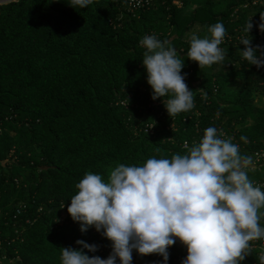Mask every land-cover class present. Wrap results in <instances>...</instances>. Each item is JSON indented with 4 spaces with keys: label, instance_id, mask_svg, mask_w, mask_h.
I'll list each match as a JSON object with an SVG mask.
<instances>
[{
    "label": "trees",
    "instance_id": "16d2710c",
    "mask_svg": "<svg viewBox=\"0 0 264 264\" xmlns=\"http://www.w3.org/2000/svg\"><path fill=\"white\" fill-rule=\"evenodd\" d=\"M193 1L151 0L134 9L129 0H93L85 9L69 0L0 5V264H61L60 248L78 247L77 239L99 245L90 255L107 257L110 242L92 228L82 234L67 214L86 172L107 180L119 164L185 154L209 126L254 161L264 144V106L254 104L256 93L264 97V68L248 66L239 41L251 17V46L264 45L256 28L264 0H204L186 14ZM216 22L226 30L225 60L204 71L182 68L194 107L169 117L150 98L139 41L168 40L183 60L191 34L207 36ZM202 88L206 97L196 91ZM248 176L264 190V160ZM258 257L251 250L241 264ZM137 258L133 252L132 264L161 259Z\"/></svg>",
    "mask_w": 264,
    "mask_h": 264
},
{
    "label": "clouds",
    "instance_id": "9594fccd",
    "mask_svg": "<svg viewBox=\"0 0 264 264\" xmlns=\"http://www.w3.org/2000/svg\"><path fill=\"white\" fill-rule=\"evenodd\" d=\"M92 3L69 0L68 5L85 9ZM259 16L256 28L264 34V13ZM252 28L249 17L239 52L248 66L261 69L264 45L251 46ZM225 31L216 22L207 36L191 34L188 60L199 69L222 63L226 50L219 45ZM139 44L145 49L140 64L150 98H159L169 117L192 110L194 91L181 73L184 60L175 48L155 35H145ZM196 91L206 97L203 88ZM240 139L246 142L247 138ZM253 166L252 157L242 155L231 137L224 138L215 126H209L185 154L150 157L140 165L119 164L107 180L86 172L75 185L67 214L79 223L82 234L92 228L109 241L111 251L106 258L90 255L99 245L77 239L78 247L60 248L61 264H132L133 252L156 255L161 258L159 264H168V250L177 241L186 249L181 264H241L251 253L250 241L264 240V190L249 179ZM258 259L264 264V254Z\"/></svg>",
    "mask_w": 264,
    "mask_h": 264
},
{
    "label": "built area",
    "instance_id": "2783aa9c",
    "mask_svg": "<svg viewBox=\"0 0 264 264\" xmlns=\"http://www.w3.org/2000/svg\"><path fill=\"white\" fill-rule=\"evenodd\" d=\"M149 1L151 0H129L128 2V7L130 9H134V8H137V7H143L145 4H147ZM262 0H254L253 4L257 3V2H261ZM259 37L261 38L262 35L261 33H259ZM122 106H125V103H122L121 104ZM146 129L144 130L146 133H149L151 131V128H152V124H149V125H146ZM253 158H254V161H253V165H258L260 162H262L264 160V144H263V147L255 152L253 154ZM251 167V168H254ZM250 245H251V250L253 251H257V255H261V254H264V240H254V241H250ZM173 259H172V262L174 264H181V261L184 259V257L186 256V252L185 251H182V252H179V253H173ZM141 261V256H138V258L136 259V263ZM143 264V263H142ZM147 264H153V262H148ZM256 264H259V261L256 263Z\"/></svg>",
    "mask_w": 264,
    "mask_h": 264
},
{
    "label": "rangeland",
    "instance_id": "374dc122",
    "mask_svg": "<svg viewBox=\"0 0 264 264\" xmlns=\"http://www.w3.org/2000/svg\"><path fill=\"white\" fill-rule=\"evenodd\" d=\"M7 1L8 0H0V5L6 3ZM172 1H173L172 4H176V5H181V2H182V0H172ZM203 1L204 0H194L193 3L191 4V6H188L185 9L186 14H188V12L190 11L189 10L190 7H193L194 5L196 6L200 3H202ZM183 60H184V67H183L184 69H191V68H195V67H197L199 69L198 65L195 62L188 60V57L183 58ZM205 69H209V68L207 66H205V67L200 68L199 71H204ZM254 104L259 106V107L264 106V97H262L259 94V92L254 95ZM63 218L64 217H62L59 222H61L63 220ZM177 245H179L177 247V251H176L177 253L184 251L183 245H181L180 242Z\"/></svg>",
    "mask_w": 264,
    "mask_h": 264
}]
</instances>
